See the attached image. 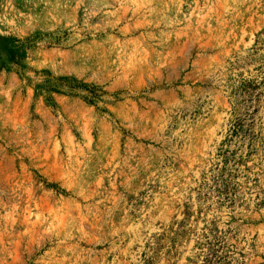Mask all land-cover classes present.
<instances>
[{"label": "rangeland", "instance_id": "374dc122", "mask_svg": "<svg viewBox=\"0 0 264 264\" xmlns=\"http://www.w3.org/2000/svg\"><path fill=\"white\" fill-rule=\"evenodd\" d=\"M0 264H264V0H0Z\"/></svg>", "mask_w": 264, "mask_h": 264}]
</instances>
